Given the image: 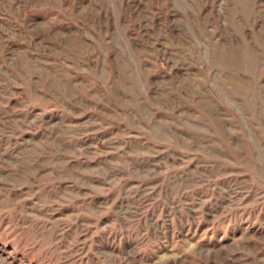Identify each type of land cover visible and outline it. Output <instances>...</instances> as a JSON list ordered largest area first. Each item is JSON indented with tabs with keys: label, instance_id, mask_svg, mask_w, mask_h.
Listing matches in <instances>:
<instances>
[{
	"label": "rangeland",
	"instance_id": "1",
	"mask_svg": "<svg viewBox=\"0 0 264 264\" xmlns=\"http://www.w3.org/2000/svg\"><path fill=\"white\" fill-rule=\"evenodd\" d=\"M263 122L264 0H0V264H264Z\"/></svg>",
	"mask_w": 264,
	"mask_h": 264
},
{
	"label": "crops",
	"instance_id": "2",
	"mask_svg": "<svg viewBox=\"0 0 264 264\" xmlns=\"http://www.w3.org/2000/svg\"><path fill=\"white\" fill-rule=\"evenodd\" d=\"M197 64H199V63H197ZM178 65L181 66L182 68L185 67L186 69H189L188 67L190 65H193V64L186 62L185 64L179 63ZM199 65H202V64L200 63ZM172 66L176 68L175 64L174 65L171 64V67ZM193 74L194 73H191V72L183 74V72L181 70V71L173 72L172 75H169V78H170V81L172 82V81H174L175 77L177 78V76L185 79L184 78V75H185V77L187 79V75H189V76H191L190 78H194ZM174 75H176V76L174 77ZM196 77L202 79V81L205 80V82H208V77L206 75L201 77L199 74H197ZM254 78L255 79H253V82L257 86L258 79H257V73L256 72H255ZM226 79H227V77H226ZM184 83L186 84L187 82L185 81ZM255 90L256 91L254 92L253 100L257 101L258 100L257 88ZM185 109H187V108L185 107ZM255 113H256V116H258L260 111L256 109ZM263 123L261 125L253 124L252 126L249 127L248 131L247 130H245V131L241 130V135H240L239 139L236 142H234L235 147L238 146V148L240 150L239 152H241L239 159H237V157L234 159V164L236 166H239V168L235 169V172H237L240 175L239 180H241L242 178H244V176H242V175L248 171L246 165L250 164V166H252L250 168V170H251V172H250L251 173V186H252V183H255L254 180L256 178V177H253V174H258L259 171H260L261 175L264 173V168L261 167V166H264V162L261 159V157L264 153H263V150L259 146V145H264V136H263L264 124ZM246 132H249L251 134V136L248 137L245 134ZM256 152L259 155H255ZM255 161L257 162V164ZM255 164H256V166H255ZM239 182H240V184H242V181H239ZM254 191H255L254 188L253 189H251V188L250 189H243L242 186L239 187L238 189H235L232 193V195L235 196V200H234L235 205H237V204L248 205V204H253V203H257V202L259 204L260 203L262 204L264 201H260L261 198H258L260 195L257 194V191L256 192H254ZM225 196H226V194H225ZM257 221H258V219L256 218V221H253V223H251V224H255V223H257Z\"/></svg>",
	"mask_w": 264,
	"mask_h": 264
}]
</instances>
